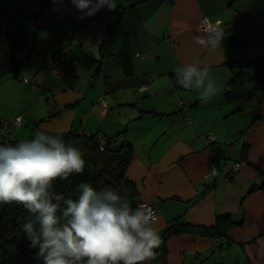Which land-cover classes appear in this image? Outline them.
<instances>
[{
	"label": "crops",
	"instance_id": "1",
	"mask_svg": "<svg viewBox=\"0 0 264 264\" xmlns=\"http://www.w3.org/2000/svg\"><path fill=\"white\" fill-rule=\"evenodd\" d=\"M117 3L83 32L71 0H0V11L20 14L27 38L15 55L17 77L35 83L29 93L22 88L40 103L16 115L45 133L120 135L130 143L126 177L140 201L156 208L152 226L160 237L173 224L210 227L223 215L235 223L217 241L170 236L166 257L150 264H264V182L256 184L264 177V91L237 102L222 98L231 62L264 65V0ZM202 18L221 24L215 47L197 43L210 35L199 31ZM54 56L63 74L47 68ZM193 62L214 81L216 94L206 101L199 90L177 87L176 71ZM91 79L95 87L100 80L105 108L86 90ZM13 115L0 112L7 120Z\"/></svg>",
	"mask_w": 264,
	"mask_h": 264
},
{
	"label": "clouds",
	"instance_id": "2",
	"mask_svg": "<svg viewBox=\"0 0 264 264\" xmlns=\"http://www.w3.org/2000/svg\"><path fill=\"white\" fill-rule=\"evenodd\" d=\"M84 17L101 8L115 10L117 0H71ZM221 32L197 43L215 47ZM176 82L196 89L202 100L216 94L207 67L196 62L176 71ZM84 153L61 136L36 130L29 140L0 144V204L16 203L28 213L22 232L42 264H150L161 238L150 215L132 208L125 195L111 187L77 185L76 197L53 191V182L82 174Z\"/></svg>",
	"mask_w": 264,
	"mask_h": 264
},
{
	"label": "trees",
	"instance_id": "3",
	"mask_svg": "<svg viewBox=\"0 0 264 264\" xmlns=\"http://www.w3.org/2000/svg\"><path fill=\"white\" fill-rule=\"evenodd\" d=\"M19 20L20 14L13 9L6 8L0 11V80L17 78L21 62L15 55L24 46L27 38ZM230 65L234 70L222 98L229 102H237L251 98L256 91H264V65L261 60L244 64L233 61ZM177 87L181 89L179 84ZM36 130L38 129L35 126L30 136L22 141L31 139ZM46 134L61 136L66 143L80 148L85 160L82 174H73L67 180L57 178L53 182V191L75 198L77 185L81 182L91 183L97 190L111 187L125 195L132 208H137L140 202L138 192L134 183L126 177L132 156L130 143L120 139V135L102 139L99 133ZM123 134L124 132L121 133ZM104 178H107V183L101 187ZM29 218L27 211L16 203L0 204V264H42L41 259L36 256L37 250L29 246L30 242L22 232V225ZM234 226L235 223L226 215L217 216L215 223L210 227L173 224L162 233L161 244L155 249L157 255L152 261L166 257V240L170 236L193 233L222 238L227 237Z\"/></svg>",
	"mask_w": 264,
	"mask_h": 264
},
{
	"label": "built area",
	"instance_id": "4",
	"mask_svg": "<svg viewBox=\"0 0 264 264\" xmlns=\"http://www.w3.org/2000/svg\"><path fill=\"white\" fill-rule=\"evenodd\" d=\"M102 10L103 8H101L95 15L91 17H84L83 13L76 10L74 6L71 7L72 12L80 13L84 18L82 24L79 26V31H83V32H86L88 30V28L92 25L93 19L97 18L102 12ZM199 31L206 33V34H212L216 31L222 32L223 30H222V27L219 21H210L207 18H202L200 22V26H199ZM74 41H76V39H74ZM46 66L50 71H52L55 74H63L66 71V69L59 62L58 56H54L50 58L46 62ZM21 82L29 86L30 89L36 88L35 83L31 80L23 78L21 79ZM143 89H145V87H141L140 90H143ZM181 89H185V88L181 87ZM98 104L103 108L107 106V103L103 98L99 100ZM177 105L178 106L183 105V101L182 100L178 101ZM22 125H23L22 115H16L11 120H7V119L0 117V144L15 145L16 143L21 142L22 139L15 138L13 133L14 131H19ZM208 138L209 140H213L214 136L212 134H209ZM239 166L240 164L235 162L232 166V171L234 172L237 171L239 169ZM210 174L215 175V168L213 165L211 166ZM137 208L144 209L150 215L152 222L157 218V210L153 205L147 202H144V201H140L138 203ZM215 241H217V238H215Z\"/></svg>",
	"mask_w": 264,
	"mask_h": 264
},
{
	"label": "rangeland",
	"instance_id": "5",
	"mask_svg": "<svg viewBox=\"0 0 264 264\" xmlns=\"http://www.w3.org/2000/svg\"><path fill=\"white\" fill-rule=\"evenodd\" d=\"M19 76L20 75H18L17 78H14V77L7 78L0 82V101H6V103H4L5 104L4 107L2 106V103L0 104L1 106L0 112L6 113V114L14 113V115L12 116V119L15 117L17 113L21 112L22 114H24V111L28 110L30 106L31 108L34 105L40 106L38 99L30 98L29 94H27V92L29 93L30 88L29 86L21 82V77ZM99 81H97L96 87L94 86L93 79H91V82H89L86 85V90L88 91L89 96H92V95L97 96L98 91H100L99 87L101 86L99 84ZM16 82L18 83L17 85H16ZM22 87L26 89L27 92H25V90H23ZM104 96L98 95L97 98L98 100L99 98H103L104 100L107 101V98ZM32 130H33V124H29L28 127H24L22 125L21 129L19 131H14L13 135L16 138L27 139L30 136Z\"/></svg>",
	"mask_w": 264,
	"mask_h": 264
},
{
	"label": "water",
	"instance_id": "6",
	"mask_svg": "<svg viewBox=\"0 0 264 264\" xmlns=\"http://www.w3.org/2000/svg\"><path fill=\"white\" fill-rule=\"evenodd\" d=\"M116 140L117 139L115 138L114 141H116ZM260 182L261 183L264 182V177L263 176L259 177V179L256 181V184H260ZM106 183H107V178H104L103 182L101 184V187H103Z\"/></svg>",
	"mask_w": 264,
	"mask_h": 264
}]
</instances>
